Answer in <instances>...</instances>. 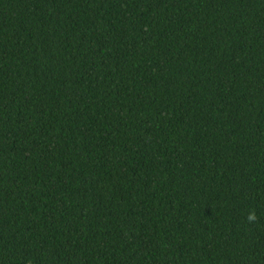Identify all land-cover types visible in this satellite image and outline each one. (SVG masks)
Instances as JSON below:
<instances>
[{
    "label": "trees",
    "instance_id": "trees-1",
    "mask_svg": "<svg viewBox=\"0 0 264 264\" xmlns=\"http://www.w3.org/2000/svg\"><path fill=\"white\" fill-rule=\"evenodd\" d=\"M0 264H264V0H0Z\"/></svg>",
    "mask_w": 264,
    "mask_h": 264
},
{
    "label": "clouds",
    "instance_id": "clouds-1",
    "mask_svg": "<svg viewBox=\"0 0 264 264\" xmlns=\"http://www.w3.org/2000/svg\"><path fill=\"white\" fill-rule=\"evenodd\" d=\"M252 219H254V217L250 215L249 216V220L251 221Z\"/></svg>",
    "mask_w": 264,
    "mask_h": 264
}]
</instances>
